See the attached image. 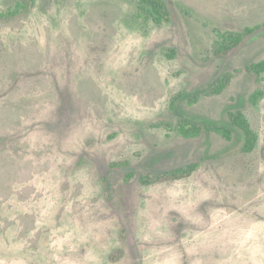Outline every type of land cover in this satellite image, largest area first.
Masks as SVG:
<instances>
[{"label": "rangeland", "instance_id": "rangeland-1", "mask_svg": "<svg viewBox=\"0 0 264 264\" xmlns=\"http://www.w3.org/2000/svg\"><path fill=\"white\" fill-rule=\"evenodd\" d=\"M162 1L169 22L130 25L138 0H0V264H264V73L249 69L264 31L214 53L216 29L264 22V0ZM226 72L221 93L172 108ZM236 110L250 152L238 129L176 130Z\"/></svg>", "mask_w": 264, "mask_h": 264}, {"label": "trees", "instance_id": "trees-1", "mask_svg": "<svg viewBox=\"0 0 264 264\" xmlns=\"http://www.w3.org/2000/svg\"><path fill=\"white\" fill-rule=\"evenodd\" d=\"M23 3H18V6H23ZM18 8L14 11L17 12ZM13 12V11H12ZM11 13V12H10ZM4 16L3 13L0 14ZM170 12L166 8V5L162 0H138L135 6L134 13L130 16L128 20L129 24H140V22L148 23L153 22L157 25H162L169 22ZM264 31V22L256 24L254 26H246L240 31H222L216 29L217 37L214 42V53L219 57H226L230 55L235 49L239 48L245 43V41L258 31ZM249 69L256 75H262L264 73V59L253 62L250 64ZM233 75L231 73H224L221 77H218L210 86L207 88L198 89L194 92H181L177 94L172 99V108L176 107V102L178 100H186L188 104L193 105L200 100L203 94H219L221 93L229 84ZM263 96L262 91L257 90L254 92L250 100L253 103H257L259 99ZM163 123L156 124L161 126ZM167 128H172L171 125H167ZM209 130L216 132L227 140H231L233 137L234 129L241 130L246 137V143L244 150L250 152L254 150L258 142V133L252 128V125L245 113L241 110L230 111L229 121L225 125H220L215 122H209L206 125L191 118H188L186 114L179 118L176 130H178L184 137L193 138L198 137L202 134L203 130ZM127 162H114L111 167H125ZM198 164L193 163L188 166L178 167L173 170L167 171L162 175H157L153 178L149 175H142L140 181L144 184L153 183L157 178H184L188 177L195 171ZM132 174L128 176L131 177Z\"/></svg>", "mask_w": 264, "mask_h": 264}]
</instances>
